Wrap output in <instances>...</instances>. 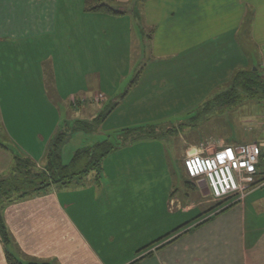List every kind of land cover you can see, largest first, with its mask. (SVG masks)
Segmentation results:
<instances>
[{
    "label": "crops",
    "instance_id": "0c3cea01",
    "mask_svg": "<svg viewBox=\"0 0 264 264\" xmlns=\"http://www.w3.org/2000/svg\"><path fill=\"white\" fill-rule=\"evenodd\" d=\"M104 1L124 13H88L84 0H0V63L5 77L3 90L0 86V142L31 158L39 167L44 165L48 145L62 124L94 119L102 111L91 106L107 101L105 108L121 107L120 78L129 73H121L120 61L123 64L128 58L133 73L135 67L137 71L141 67L143 35L140 27L138 32L134 30L137 14L129 9L133 0ZM157 1L148 2L149 7ZM167 1L171 7L169 12L163 10L167 22L162 28L166 30L165 37H154L150 48L153 58L175 55L185 60L201 46L197 51L215 53L214 46H220L223 40L222 44L232 42L234 50L237 48L240 56L234 51L235 61L237 57L245 64L254 60L264 62V0ZM153 27L158 29L159 24L154 23ZM107 54L110 65L103 63ZM19 55L26 61L36 59L34 71L29 74L31 81L26 79L24 70L10 69L13 62L18 65ZM94 55L101 61L93 67ZM75 57L81 63H73ZM64 60L68 67L61 63ZM45 63L49 64L47 70ZM73 64L85 71L79 70L78 75ZM14 72L25 81L18 80ZM141 73L142 69L138 78ZM51 77L58 99L56 107L67 114L59 120L61 125L55 117L57 112L43 96L40 101L13 100L14 93L33 92L35 85L41 86L40 93H44L45 80ZM58 78L65 80V84L59 83ZM14 85L19 88L17 92H12ZM78 88L84 93L78 95ZM2 94L9 95L8 99L2 101ZM76 94L77 97L71 96ZM98 96L105 97V101L98 102ZM82 97L86 103L79 108L72 106L73 98L79 102ZM40 110L50 118L48 127ZM29 125L42 127L33 136L38 148L35 154L33 147L26 146L29 139L24 126ZM137 142L140 141L119 148L105 160L104 176L103 169L101 175L111 189L107 197L102 192L98 201H103L95 204L106 212L104 216L91 211L89 201L84 207L81 205L83 194L94 195L92 185L87 190L71 192L70 196L76 195L75 200L67 202L51 187L39 195L4 202L0 214L11 243L5 246L0 238V264H8L6 252L22 264H52L55 260L59 264H264V195L257 196L259 188L244 202L218 213L222 202L212 203L206 182L190 180L183 162L178 171L166 172L169 180L165 188L157 184L155 165L136 166L131 159L126 160L141 147ZM12 160V154L0 147V178L9 173ZM136 171L139 179L134 177L132 181L129 175ZM184 184L186 192L181 197L178 188ZM157 188L161 190L160 196L154 192ZM104 227L108 229L105 233ZM131 234L139 239L128 245L126 238ZM166 236L170 237L163 239ZM118 238L120 246H115Z\"/></svg>",
    "mask_w": 264,
    "mask_h": 264
},
{
    "label": "rangeland",
    "instance_id": "374dc122",
    "mask_svg": "<svg viewBox=\"0 0 264 264\" xmlns=\"http://www.w3.org/2000/svg\"><path fill=\"white\" fill-rule=\"evenodd\" d=\"M150 1L152 2L155 0H148L146 2L133 0L132 7L129 8L133 13L138 15H135L137 17L135 20L137 26L134 24V30L138 32V28L140 27L143 35L141 43V67L138 68V71H141L142 69L140 77L138 78L136 67V72L133 73V70L130 72V68L133 69V66L128 65V58L124 60L123 64H121V61H118L121 73L124 72L125 75L128 73L131 75V73H133L132 76H128V74L124 78H120L122 85H120L121 87L119 90L122 91L121 94L123 98V101L119 102L121 107L118 110L116 109L117 111H112L97 132H77L72 134L71 138L62 147V161L64 164H69L76 151L89 146H94L106 139H110L114 144L116 143V145H118V143L121 144L122 139L127 140L129 137L131 138V136H136H122L124 130L143 126L147 128L146 130L151 134V138L137 142L141 144V147L136 149L135 152L132 153V156L126 158V160L131 159L132 163L136 166L142 164L155 165L157 167L155 172L157 184L160 185L159 187L166 188V182L169 180L166 179L168 177L166 172L168 173L171 169L178 171L186 157L195 154H203L201 151L203 149L209 148L210 150L215 151L229 145H247L254 141H258L262 145L264 144V103L247 99L245 97L239 99L238 103L233 106H224L215 101V98L218 95L225 92L230 87L233 80L232 75L237 73V71L245 70L246 72H249L253 68H258L259 73L262 76L264 62L260 63V60H254V55V62H247L245 64L241 60L237 61V57L239 58L240 56L237 48L234 50L232 42L230 44L227 41L222 44L223 40L221 42L222 45L214 46L216 47L215 53H202L197 51L202 49L201 46V48L193 50L189 54V58L185 60H181L180 57L175 55H161L160 58H153L150 56L151 43L156 35V37L160 39L161 37H165L166 30L162 28H165L167 22L166 17L163 15V10H168L169 12L171 5L167 3V0H158L155 3H152L153 5L149 7L148 4ZM153 15L155 16L152 17ZM169 17L171 18L172 15ZM154 23L159 24L158 29H155L154 27L152 28ZM176 31L178 34L179 30L176 29ZM169 42L170 40L166 42V44H169ZM211 47L213 46L211 45ZM119 48H121V46H119ZM222 50L225 52L222 53ZM234 51H237L236 61L234 58L235 55L233 56ZM228 52H230V54H228ZM94 58L93 67L98 64L99 60L101 61V58L97 57V55H94ZM105 58L106 60H103V63L110 65L112 62L109 60L110 55L107 54ZM13 59L12 56L11 60ZM74 59L73 63H81L76 57ZM35 61L36 59L26 61L24 60L23 55H19L18 65L16 66L13 62L10 69L13 71H16L17 69L20 71L24 70L28 75V77H26L28 80L30 72L34 71L33 66ZM61 63L65 67H68L66 60ZM1 64L2 62L0 63V86L3 90L5 77ZM235 65L237 67L234 69ZM250 65L252 67H249ZM48 67L49 64L45 63L44 70H47ZM74 67L75 70H77L76 73L78 75L81 71H85L83 68L80 69L78 65H74ZM14 75L18 80H24L17 76V72H14ZM58 79L59 83L64 82L65 84V80H62L61 78ZM31 80L32 78H29V81ZM53 80L52 77L45 80V86H43L44 93H40L42 92V87L40 86V88H38L36 85L32 90L33 92L24 90L22 93H14V103L19 100H22L21 102L29 100L40 101L43 96L45 100L50 102L51 106L57 112L55 117H57L58 122L63 117L65 119L67 115L65 110L56 107V101H58V99L55 96L56 92ZM64 84H62V86ZM18 89L19 88L14 85L12 92H17ZM75 91L79 95L84 93L85 90H80L81 92H79L78 88V90L75 89ZM77 94L71 96L77 97ZM8 96L9 95L2 94V101L7 100ZM97 100L98 102H103L105 101V97L98 96ZM71 102L72 106L75 108H79L82 104L86 103L85 98L83 97L79 102L77 98H73V101ZM89 104H91V102ZM106 105H109L108 101L102 105L91 106V108L103 112L110 111L111 106L105 108ZM40 113L44 118L46 115L45 111L40 110ZM51 117L53 120L54 115L51 114ZM45 121L47 124L46 127H48L50 118L46 116ZM59 124L61 125L62 122H59ZM71 124L73 123H64L67 130L69 128L68 126ZM24 127L25 136L29 139V141L26 142V146L33 147L32 151L35 154L38 152V148L35 146L33 136L42 127L33 125ZM118 133L120 135H118ZM143 134H145V132ZM30 140H33L34 142H31ZM119 147L121 148L123 145ZM105 160L102 166L103 176ZM40 169L44 170L43 167ZM263 169L264 161H262L259 170ZM136 172L129 175L131 176L132 181L135 180L134 177L139 179L140 174L138 171ZM101 174L102 173H100L99 176L91 174L82 181H75L66 186L55 184L52 185L51 188L60 192L63 201L67 202L70 199L75 200L74 198L76 195L70 196L71 192L77 190L84 191L89 189L88 186L92 185L95 192L94 195L86 193L87 196L84 194L81 197L79 196L81 198V205L84 207L85 203L89 201L90 210L95 214L100 213L104 216L106 212L101 209L99 210L95 204L97 202L100 204L103 201V199L101 202L98 201V199L102 198L101 193L104 192L105 197H107V194L109 193L108 190L111 188H109V184L107 185L104 183L106 182V178L102 177ZM141 176L143 175L141 174ZM2 180H10V175L7 174L4 178L0 179V181ZM185 186L186 185L184 184L183 188H178L181 197H184V192H186ZM49 189L45 192H48ZM259 189L257 196H260L261 194L264 195V186ZM132 191L135 192L138 191V189ZM156 191V196H160V188L154 190V192ZM212 203L216 204L220 203V201H215L213 199ZM1 206L2 205L0 204V212ZM98 226L100 225L97 223V227ZM106 231H108V229L104 227L103 233ZM133 235L134 234H131L126 238V243L128 245L133 244L132 242L134 240L139 239V237H133ZM119 239L120 238L116 240L117 242L115 246H120ZM97 240H100V238ZM8 250L11 251L12 248L9 247ZM52 264L59 263L55 260L52 261Z\"/></svg>",
    "mask_w": 264,
    "mask_h": 264
},
{
    "label": "trees",
    "instance_id": "16d2710c",
    "mask_svg": "<svg viewBox=\"0 0 264 264\" xmlns=\"http://www.w3.org/2000/svg\"><path fill=\"white\" fill-rule=\"evenodd\" d=\"M141 1L146 2L148 0ZM84 6L86 12L93 14L116 16L124 13L119 8H116L110 3H106L104 0H84ZM242 97L264 103V77L260 75L258 68H253L249 72H246L245 70L237 71L233 76L230 87L225 92L218 95L215 98V101L224 106H233L237 104L238 100ZM115 108L116 106L112 107L110 111H102L103 113L97 115L91 121H75L68 126V130L66 129V125H63L61 130L54 135L48 145L45 163L41 166L44 170L40 169L41 167H39L31 158L17 152L13 147L9 148L0 143V147L9 151L13 156L12 165L8 173V175H10V180L0 181V204H4L3 201L10 203L28 196L39 195L55 184L66 186L75 181H82L91 174L99 176L103 169L102 166L104 160L118 150L120 148L119 146H125L136 141L151 138V134L147 132L146 127L141 126L126 129L122 132V136H136H131V138L129 137L127 140L122 139L121 144L118 143V145H116V143L114 144L110 139H106L94 146L80 149L74 153L69 164H64L62 161V147L71 138V135L77 132H97L102 126V123ZM144 132L145 134H143ZM222 204L223 202L221 205ZM226 209H223L222 211ZM208 220L209 219L195 226L198 227ZM190 224L191 223L180 227L178 230L174 231L173 234L179 233L183 227L185 228ZM170 236H166L163 239L169 238ZM0 238L5 246H8L11 243L9 232L1 214ZM163 239L158 240L155 243H159ZM6 259L8 264H22L10 252H6Z\"/></svg>",
    "mask_w": 264,
    "mask_h": 264
},
{
    "label": "built area",
    "instance_id": "2783aa9c",
    "mask_svg": "<svg viewBox=\"0 0 264 264\" xmlns=\"http://www.w3.org/2000/svg\"><path fill=\"white\" fill-rule=\"evenodd\" d=\"M201 151L203 154L184 159V170L190 180H204L213 199L223 202L217 212L244 202L253 190L264 186V169L259 170L264 161V144L254 141L247 145Z\"/></svg>",
    "mask_w": 264,
    "mask_h": 264
},
{
    "label": "snow or ice",
    "instance_id": "6c2138e0",
    "mask_svg": "<svg viewBox=\"0 0 264 264\" xmlns=\"http://www.w3.org/2000/svg\"><path fill=\"white\" fill-rule=\"evenodd\" d=\"M229 154H230V152H229Z\"/></svg>",
    "mask_w": 264,
    "mask_h": 264
}]
</instances>
